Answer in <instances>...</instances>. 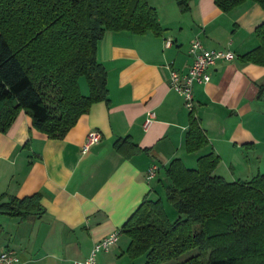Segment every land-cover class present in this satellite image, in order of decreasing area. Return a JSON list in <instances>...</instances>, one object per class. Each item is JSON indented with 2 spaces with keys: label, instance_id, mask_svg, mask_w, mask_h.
Returning a JSON list of instances; mask_svg holds the SVG:
<instances>
[{
  "label": "crops",
  "instance_id": "obj_1",
  "mask_svg": "<svg viewBox=\"0 0 264 264\" xmlns=\"http://www.w3.org/2000/svg\"><path fill=\"white\" fill-rule=\"evenodd\" d=\"M148 2L158 11L161 36L107 32L99 43L98 60L108 72L107 102L94 104L63 139L34 129L25 111L0 133V202L41 196V208L25 219L0 213V254L15 251L17 264L83 262L96 242L114 232H120L119 240L98 255V264H145L144 257L127 255L130 238L121 229L145 198L163 201L174 160L195 169L199 158L214 152L221 158L216 174L228 181L263 173L264 66L240 56L258 46L255 32L264 23V10L252 1L230 12L214 0H189L188 12L175 0ZM196 40L236 58L218 61L209 71L210 83L195 85L194 109L209 144L189 152L191 110L170 87V73L191 69ZM82 79V93L89 95ZM93 131L102 139L84 152ZM125 137L142 151L129 157L116 151L115 142ZM153 165L159 171L149 180Z\"/></svg>",
  "mask_w": 264,
  "mask_h": 264
},
{
  "label": "trees",
  "instance_id": "obj_2",
  "mask_svg": "<svg viewBox=\"0 0 264 264\" xmlns=\"http://www.w3.org/2000/svg\"><path fill=\"white\" fill-rule=\"evenodd\" d=\"M175 1L181 12L190 10L189 0ZM248 1L264 10V0H214L222 12ZM163 31L148 0H0V133L25 111L34 129L63 139L94 104L109 100L108 72L98 60L105 34ZM255 34L258 46L240 59L264 66V23ZM82 78L89 95L82 93ZM208 144L192 109L187 150ZM114 147L126 157L142 151L130 137ZM220 163L212 152L199 158L195 169L180 159L170 164L167 202L180 218L172 222L161 199L145 198L121 229L130 238L131 259L165 264L197 250L178 264H264V172L228 181L216 174ZM40 208L39 194L0 202L1 214L21 219Z\"/></svg>",
  "mask_w": 264,
  "mask_h": 264
},
{
  "label": "built area",
  "instance_id": "obj_3",
  "mask_svg": "<svg viewBox=\"0 0 264 264\" xmlns=\"http://www.w3.org/2000/svg\"><path fill=\"white\" fill-rule=\"evenodd\" d=\"M170 44V43H168ZM193 56V65L186 74H181L177 70L172 69L170 73V87L184 98L185 105L188 109H194V87L197 84H208L211 81L210 69L214 67L218 61H233L236 58L234 52L230 50L215 51L204 48L199 40H196L190 49ZM152 122V114L146 121L145 127H149ZM102 139V135L98 131L91 132L83 147L86 152ZM159 171L157 165H153L148 172V179L153 180ZM120 232H114L104 239L95 243L90 256L83 262L75 264H98L97 258L100 253L108 252L119 240ZM20 259L13 250H6L0 254V264H17Z\"/></svg>",
  "mask_w": 264,
  "mask_h": 264
},
{
  "label": "rangeland",
  "instance_id": "obj_4",
  "mask_svg": "<svg viewBox=\"0 0 264 264\" xmlns=\"http://www.w3.org/2000/svg\"><path fill=\"white\" fill-rule=\"evenodd\" d=\"M85 82H86L85 79H82V83H85ZM250 159L253 161V160H254V157L251 156ZM258 172H259V171L256 170V171L253 173V175H251V177H250L249 179H251L252 177H254L255 175H257ZM262 172H264V165H263ZM249 179H247V180H249ZM161 196H163V202H164V205H165V209H166V212H167V214H168L170 220H171L172 222L177 221V220L180 218V215H179V213L173 208V206H171V205L169 204V202H167V196H166V191H165V189H163V194H162ZM160 198H161V197H160ZM197 253H198L197 250L190 251V252H188L187 254L181 256L180 258H178V259H176V260H172V261H170V262H168V263H165V264H178V263H180V262H183V261H185V260H187V259H189V258L195 256Z\"/></svg>",
  "mask_w": 264,
  "mask_h": 264
}]
</instances>
